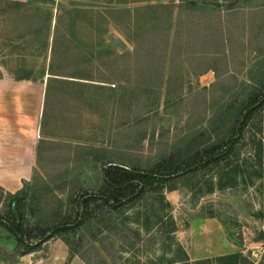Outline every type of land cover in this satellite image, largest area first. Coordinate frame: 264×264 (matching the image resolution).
I'll use <instances>...</instances> for the list:
<instances>
[{"label": "rangeland", "instance_id": "rangeland-1", "mask_svg": "<svg viewBox=\"0 0 264 264\" xmlns=\"http://www.w3.org/2000/svg\"><path fill=\"white\" fill-rule=\"evenodd\" d=\"M161 2L150 14L138 8L134 29L125 19L121 31L105 12L65 0L0 2V76L48 84L46 140L22 189L23 223L35 234L73 218L81 195L105 191L108 165L150 170L202 159L264 94V0ZM110 32L122 43L113 46ZM11 239L0 227V264H167L176 242L192 264H230L216 261L229 255L264 264V105L226 160L33 253L19 256Z\"/></svg>", "mask_w": 264, "mask_h": 264}, {"label": "trees", "instance_id": "trees-1", "mask_svg": "<svg viewBox=\"0 0 264 264\" xmlns=\"http://www.w3.org/2000/svg\"><path fill=\"white\" fill-rule=\"evenodd\" d=\"M5 4L22 5L18 2H5ZM153 7H145L146 13L150 14ZM147 19V16H146ZM146 23L143 20L142 25ZM1 77V76H0ZM48 90V84H47ZM264 105V94L258 99L251 101L240 113L231 128L230 134L225 142H217L215 146L203 151V158L183 162L178 167L166 165L167 160H162L157 167L150 170H139L125 168L120 165H108L103 169V183L105 191L100 193H88L81 195L76 201V212L73 218H67L66 221L53 228H46L34 233L23 223L22 207L25 201V195L21 191L11 194L0 190L6 195L7 215L0 216V227L3 228L16 242V249L19 256L33 253L38 247L48 241L63 234H71L81 228L84 223L89 222L97 215L108 212H117L129 204L134 203L143 197L157 185H162L174 177L182 174H188L192 171L206 168L213 163H219L226 160L233 154L238 145L246 125L250 122L257 110ZM164 165V166H162ZM162 167V168H161ZM165 168V169H164ZM175 233V230L171 232ZM179 253L175 255L167 264H192L179 243H175ZM240 255H229L216 258L217 262L237 264ZM211 261L202 260L193 264H206Z\"/></svg>", "mask_w": 264, "mask_h": 264}, {"label": "crops", "instance_id": "crops-1", "mask_svg": "<svg viewBox=\"0 0 264 264\" xmlns=\"http://www.w3.org/2000/svg\"><path fill=\"white\" fill-rule=\"evenodd\" d=\"M0 1L24 4L31 0ZM40 1L54 2L57 0ZM65 1L76 9L105 12L109 27L114 31H121L118 25L123 24L125 19L127 24L131 23L134 29L138 8L141 10L163 3L161 2L163 0ZM109 34H113V39L118 38L114 37V32ZM121 43L122 40L119 44ZM48 77L50 76L47 75V79ZM46 98L47 82L17 80L4 75L0 77V187L7 193L15 194L21 191L38 169L41 160L40 144L46 140L43 135L46 127ZM11 243L15 248L16 242L13 238Z\"/></svg>", "mask_w": 264, "mask_h": 264}, {"label": "water", "instance_id": "water-1", "mask_svg": "<svg viewBox=\"0 0 264 264\" xmlns=\"http://www.w3.org/2000/svg\"><path fill=\"white\" fill-rule=\"evenodd\" d=\"M107 38L111 41L112 45L113 46H117L121 40L119 38H115L113 39V34H109L107 36ZM235 239L240 242V243H243V235H242V232H238L236 235H235Z\"/></svg>", "mask_w": 264, "mask_h": 264}]
</instances>
